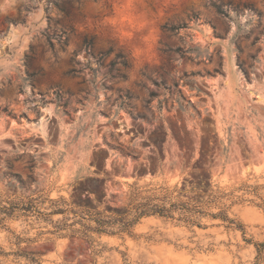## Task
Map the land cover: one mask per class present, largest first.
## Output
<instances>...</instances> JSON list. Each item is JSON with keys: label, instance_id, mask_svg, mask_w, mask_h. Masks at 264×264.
<instances>
[{"label": "rangeland", "instance_id": "1", "mask_svg": "<svg viewBox=\"0 0 264 264\" xmlns=\"http://www.w3.org/2000/svg\"><path fill=\"white\" fill-rule=\"evenodd\" d=\"M0 264H264V0H0Z\"/></svg>", "mask_w": 264, "mask_h": 264}, {"label": "trees", "instance_id": "2", "mask_svg": "<svg viewBox=\"0 0 264 264\" xmlns=\"http://www.w3.org/2000/svg\"><path fill=\"white\" fill-rule=\"evenodd\" d=\"M217 11H218L219 14H221L224 17H228L229 16L228 13L225 10H223L220 6H217ZM88 45H91V42H89ZM165 211H167L165 208H161L160 209L156 205H151V204H148V203L139 204L135 208V213L137 215H136L135 219L132 222H130V225L131 224H135L138 220H140L141 218H143L145 216L155 215L156 213H159L160 215L164 216L165 215L164 213H166ZM118 221L120 223L122 222V220H118ZM98 224L101 225V226L102 225L105 226L106 222L104 220H100L98 222ZM128 225H129V222L124 227H126Z\"/></svg>", "mask_w": 264, "mask_h": 264}]
</instances>
